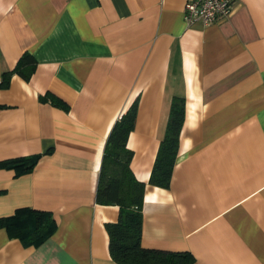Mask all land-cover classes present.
Masks as SVG:
<instances>
[{
  "label": "crops",
  "instance_id": "obj_1",
  "mask_svg": "<svg viewBox=\"0 0 264 264\" xmlns=\"http://www.w3.org/2000/svg\"><path fill=\"white\" fill-rule=\"evenodd\" d=\"M188 1L0 0V219L31 209L56 221L37 246L0 227V264H116L105 224L119 207L96 189L110 130L136 100L126 147L145 183L141 245L264 264V0H232L207 26L185 24ZM26 52L29 79L3 87ZM174 97L184 118L162 188L149 178ZM34 156L30 169L6 165Z\"/></svg>",
  "mask_w": 264,
  "mask_h": 264
},
{
  "label": "trees",
  "instance_id": "obj_2",
  "mask_svg": "<svg viewBox=\"0 0 264 264\" xmlns=\"http://www.w3.org/2000/svg\"><path fill=\"white\" fill-rule=\"evenodd\" d=\"M35 59L24 53L12 71L2 74L1 85L7 86L13 73L28 80L35 67ZM54 105L58 99L46 95ZM137 113V100L114 123L107 137L96 189V202L102 205H117L119 217L116 222L105 224L108 234L109 255L116 264H193L189 252L149 249L141 245L142 203L145 183L138 181L130 169L132 151L126 147L127 137L133 130ZM184 118V99L174 97L171 102L165 136L162 139L149 184L167 188L177 157L179 133ZM36 157L21 158L6 162V165L22 163L30 169ZM28 164V165H27ZM0 227L9 237L19 239L26 246H37L56 229V221L50 212L31 209L18 210L13 216L0 219Z\"/></svg>",
  "mask_w": 264,
  "mask_h": 264
},
{
  "label": "built area",
  "instance_id": "obj_3",
  "mask_svg": "<svg viewBox=\"0 0 264 264\" xmlns=\"http://www.w3.org/2000/svg\"><path fill=\"white\" fill-rule=\"evenodd\" d=\"M232 7V0H189L184 7L183 19L186 25L207 26L227 17Z\"/></svg>",
  "mask_w": 264,
  "mask_h": 264
}]
</instances>
